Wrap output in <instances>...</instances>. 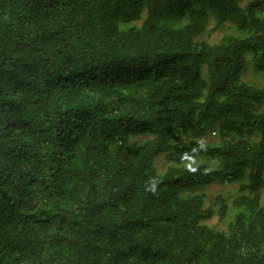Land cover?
Here are the masks:
<instances>
[{"label": "trees", "instance_id": "trees-1", "mask_svg": "<svg viewBox=\"0 0 264 264\" xmlns=\"http://www.w3.org/2000/svg\"><path fill=\"white\" fill-rule=\"evenodd\" d=\"M252 62L264 0H0V264H264Z\"/></svg>", "mask_w": 264, "mask_h": 264}, {"label": "rangeland", "instance_id": "rangeland-1", "mask_svg": "<svg viewBox=\"0 0 264 264\" xmlns=\"http://www.w3.org/2000/svg\"><path fill=\"white\" fill-rule=\"evenodd\" d=\"M215 24L211 22L209 24V27L205 34L201 37V39L209 41V42H215L218 41L225 33L229 31V28L226 26H223L219 29H214ZM243 78L245 80H252V81H257L259 83H264V73L260 72L259 67L254 63H249V65L244 69L243 72ZM204 141H210L212 140V136L206 135L203 138ZM163 158L159 157L157 159V164L162 165L163 163ZM237 185L236 184H231V185H221V184H212L207 188V193L209 195L208 202L209 200H215L217 195L219 193H223L227 197H231L233 192L235 191ZM231 200V199H229ZM263 202H264V196H263ZM218 209V205H215V210ZM233 210L230 209L229 211V216L228 219L232 218ZM212 226L216 228H222L224 229L226 227L227 222L226 221H220L218 219V216H214L212 219L209 220V222Z\"/></svg>", "mask_w": 264, "mask_h": 264}]
</instances>
